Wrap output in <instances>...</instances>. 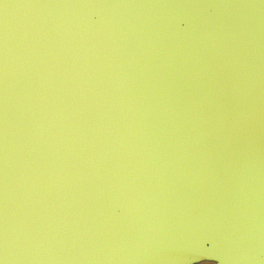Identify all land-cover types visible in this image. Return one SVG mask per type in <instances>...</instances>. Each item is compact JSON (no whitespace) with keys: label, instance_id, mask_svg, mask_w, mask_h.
I'll use <instances>...</instances> for the list:
<instances>
[{"label":"water","instance_id":"water-1","mask_svg":"<svg viewBox=\"0 0 264 264\" xmlns=\"http://www.w3.org/2000/svg\"><path fill=\"white\" fill-rule=\"evenodd\" d=\"M264 264V0H0V264Z\"/></svg>","mask_w":264,"mask_h":264},{"label":"rangeland","instance_id":"rangeland-1","mask_svg":"<svg viewBox=\"0 0 264 264\" xmlns=\"http://www.w3.org/2000/svg\"><path fill=\"white\" fill-rule=\"evenodd\" d=\"M203 264H212V263H209V262H205V263H203Z\"/></svg>","mask_w":264,"mask_h":264}]
</instances>
